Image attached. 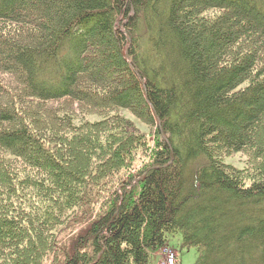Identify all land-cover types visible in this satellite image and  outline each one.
Returning <instances> with one entry per match:
<instances>
[{
  "label": "trees",
  "instance_id": "trees-1",
  "mask_svg": "<svg viewBox=\"0 0 264 264\" xmlns=\"http://www.w3.org/2000/svg\"><path fill=\"white\" fill-rule=\"evenodd\" d=\"M177 233L264 264V0H0V264H151Z\"/></svg>",
  "mask_w": 264,
  "mask_h": 264
},
{
  "label": "rangeland",
  "instance_id": "rangeland-1",
  "mask_svg": "<svg viewBox=\"0 0 264 264\" xmlns=\"http://www.w3.org/2000/svg\"><path fill=\"white\" fill-rule=\"evenodd\" d=\"M123 115L125 118L131 120L141 131L148 132L147 127L138 122L127 111H123ZM223 163L234 170L243 171L246 168V157L238 153L232 157L223 159ZM171 255L174 256V264H196L200 252L195 248L184 247L181 234L177 233L174 236L168 237V244L163 250L151 254L150 262L151 264H163L165 259Z\"/></svg>",
  "mask_w": 264,
  "mask_h": 264
},
{
  "label": "built area",
  "instance_id": "built-area-1",
  "mask_svg": "<svg viewBox=\"0 0 264 264\" xmlns=\"http://www.w3.org/2000/svg\"><path fill=\"white\" fill-rule=\"evenodd\" d=\"M174 256H169L165 259V262L163 264H174Z\"/></svg>",
  "mask_w": 264,
  "mask_h": 264
}]
</instances>
